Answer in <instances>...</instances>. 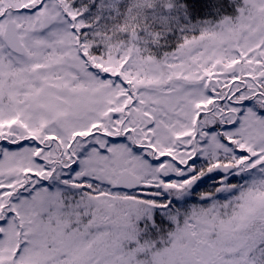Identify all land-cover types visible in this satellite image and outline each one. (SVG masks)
<instances>
[{"label": "snow or ice", "instance_id": "1", "mask_svg": "<svg viewBox=\"0 0 264 264\" xmlns=\"http://www.w3.org/2000/svg\"><path fill=\"white\" fill-rule=\"evenodd\" d=\"M0 264H264V0H0Z\"/></svg>", "mask_w": 264, "mask_h": 264}]
</instances>
